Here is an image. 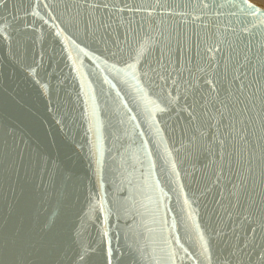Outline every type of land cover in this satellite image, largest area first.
Listing matches in <instances>:
<instances>
[{
  "label": "water",
  "instance_id": "95a60500",
  "mask_svg": "<svg viewBox=\"0 0 264 264\" xmlns=\"http://www.w3.org/2000/svg\"><path fill=\"white\" fill-rule=\"evenodd\" d=\"M238 61L259 78L250 0H4L0 264H264Z\"/></svg>",
  "mask_w": 264,
  "mask_h": 264
},
{
  "label": "snow or ice",
  "instance_id": "6c2138e0",
  "mask_svg": "<svg viewBox=\"0 0 264 264\" xmlns=\"http://www.w3.org/2000/svg\"><path fill=\"white\" fill-rule=\"evenodd\" d=\"M4 0H0V4H3ZM207 5H205L206 7ZM249 11H258L255 6L252 4L247 5ZM244 60L247 61V56L244 57ZM238 66L235 68L236 75L232 76V81L237 82L239 84V88L237 89L241 95H244L245 90L252 87L253 83L255 82L257 88L264 87V63H261L258 66H252L255 68V72L259 74V78L253 76L252 70L250 67H247L245 63L237 62ZM131 67V66H130ZM244 69V71H241ZM251 77V79H249ZM208 83H213L212 81H208ZM213 91H217V89L213 88ZM228 96L231 97L233 95L231 89L228 90ZM238 103H244L243 100H241L239 97H236ZM262 103H264V100H262ZM221 104L223 105V108L225 110L228 109V105L224 104L223 101H221ZM160 111H163L164 109H159ZM239 114V113H237ZM242 122V121H241ZM243 139V137H242ZM264 175V173H262ZM106 235V233H105Z\"/></svg>",
  "mask_w": 264,
  "mask_h": 264
},
{
  "label": "rangeland",
  "instance_id": "374dc122",
  "mask_svg": "<svg viewBox=\"0 0 264 264\" xmlns=\"http://www.w3.org/2000/svg\"><path fill=\"white\" fill-rule=\"evenodd\" d=\"M258 2H256L255 4L256 5H258V6H260V7H263L264 8V4L262 5V2H261V0L259 1V0H257ZM253 2H255V1H253Z\"/></svg>",
  "mask_w": 264,
  "mask_h": 264
},
{
  "label": "bare ground",
  "instance_id": "6f19581e",
  "mask_svg": "<svg viewBox=\"0 0 264 264\" xmlns=\"http://www.w3.org/2000/svg\"><path fill=\"white\" fill-rule=\"evenodd\" d=\"M250 1H252V2L255 1L254 3L258 2L257 0H250ZM261 2H262V5H263L264 4V0H261Z\"/></svg>",
  "mask_w": 264,
  "mask_h": 264
}]
</instances>
